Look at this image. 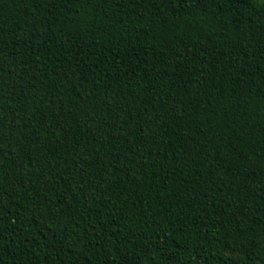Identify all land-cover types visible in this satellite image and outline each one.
<instances>
[{
	"label": "trees",
	"instance_id": "16d2710c",
	"mask_svg": "<svg viewBox=\"0 0 264 264\" xmlns=\"http://www.w3.org/2000/svg\"><path fill=\"white\" fill-rule=\"evenodd\" d=\"M0 264H264V0H0Z\"/></svg>",
	"mask_w": 264,
	"mask_h": 264
}]
</instances>
